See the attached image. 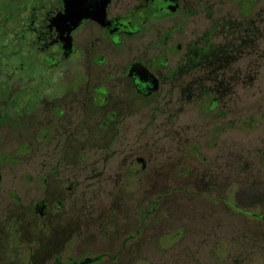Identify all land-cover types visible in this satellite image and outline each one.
Instances as JSON below:
<instances>
[{
    "label": "rangeland",
    "instance_id": "rangeland-1",
    "mask_svg": "<svg viewBox=\"0 0 264 264\" xmlns=\"http://www.w3.org/2000/svg\"><path fill=\"white\" fill-rule=\"evenodd\" d=\"M262 11L264 0H258L254 18L260 20ZM215 20L191 17L180 23L172 40L183 48L174 60L188 42L209 34ZM212 43L222 44V36ZM262 51L261 45L257 56L228 66L232 89L210 112L202 108L197 91L180 100L164 87L127 119L120 148L116 144L110 151L116 150L113 158L99 161V153L92 152L71 176L49 174L39 109L43 99L51 102L54 96L55 105L86 104L89 81L72 87L71 63L52 78L38 79L30 71L15 80L13 92L30 93L15 97L16 107L35 108L16 126L0 115L5 126L0 129V261L11 245V264H50L54 257L67 264L68 258L78 262L107 252L110 258L99 264H264ZM110 55L130 56L127 49ZM73 88L75 93L68 91ZM8 99L0 97V111ZM134 158L144 162L145 170L132 176L138 169L131 165ZM64 180L69 190L59 188ZM40 200L50 204L45 220L33 212ZM150 210L153 214L146 215ZM141 214L149 221L146 231L127 242L113 263L121 241L135 235ZM107 223L114 225L103 234Z\"/></svg>",
    "mask_w": 264,
    "mask_h": 264
},
{
    "label": "flooded vegetation",
    "instance_id": "flooded-vegetation-1",
    "mask_svg": "<svg viewBox=\"0 0 264 264\" xmlns=\"http://www.w3.org/2000/svg\"><path fill=\"white\" fill-rule=\"evenodd\" d=\"M257 1L70 0L76 15L90 17L77 23L69 34L70 44L65 45L60 27L52 26L53 19L64 13L65 0H0V80L5 81L0 97H9L0 115L16 126L34 111L33 104L16 107L14 98L29 97L30 93L28 89L13 92L15 80L27 77L30 71H35L38 79L52 78L71 63L75 78L72 87L89 81V95L83 105H55V96L51 102L42 100L39 113L45 130L41 142L48 151L45 159L49 174H76L78 164L88 161L92 152H98L97 159L102 161L103 157L106 162L116 153L111 149L116 144L120 148L127 119L139 113L140 104L157 96L164 87L179 98L197 91L204 110L210 112L216 107L232 89L234 78L227 73L228 66L237 58L257 56L259 47H264V11L259 14L260 20L253 16ZM91 16L103 19L95 21ZM191 17H199L203 23L215 17L216 23L211 22L209 34L203 32L196 41L188 42L182 56L174 60V53H180L183 47L172 40L173 34ZM215 36H222V44L212 43ZM126 49L130 56L110 55ZM261 57L264 59V51ZM74 88L68 91L75 93ZM131 165L138 167L132 176L145 170L140 158H134ZM59 188L69 190L71 184L64 180ZM49 205L44 200L36 202L34 214L47 219ZM61 206L62 202L57 201L55 209ZM148 222L147 217L140 219L135 235L121 241L112 255L113 263L124 253L127 242L146 231ZM113 225L107 223L100 232L106 233ZM9 247L1 254V259L5 258L1 264L12 263L13 249ZM25 251L29 252L28 246ZM110 255L107 252L78 262L68 258L66 263L99 264ZM50 264L63 262L54 257Z\"/></svg>",
    "mask_w": 264,
    "mask_h": 264
},
{
    "label": "water",
    "instance_id": "water-1",
    "mask_svg": "<svg viewBox=\"0 0 264 264\" xmlns=\"http://www.w3.org/2000/svg\"><path fill=\"white\" fill-rule=\"evenodd\" d=\"M88 17L90 16L86 14L76 15L72 10V7L70 5V0H65L64 13L53 19L52 26L58 25V27H60V34L62 36V41L64 42L65 45H69L70 44L69 34L71 30L77 25V23L80 20L86 19ZM91 18L94 19L95 21H101L103 19V16L101 17L91 16Z\"/></svg>",
    "mask_w": 264,
    "mask_h": 264
},
{
    "label": "trees",
    "instance_id": "trees-1",
    "mask_svg": "<svg viewBox=\"0 0 264 264\" xmlns=\"http://www.w3.org/2000/svg\"><path fill=\"white\" fill-rule=\"evenodd\" d=\"M228 205H229L230 208H232V209H236V207L234 206L233 203H230V204H228ZM145 217H146L145 214H141V215H140V219H142L143 221H144Z\"/></svg>",
    "mask_w": 264,
    "mask_h": 264
}]
</instances>
